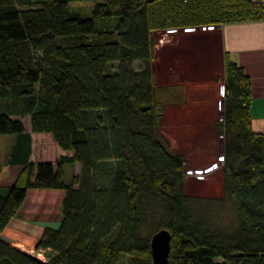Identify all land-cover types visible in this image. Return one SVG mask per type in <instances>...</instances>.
<instances>
[{
	"label": "trees",
	"instance_id": "1",
	"mask_svg": "<svg viewBox=\"0 0 264 264\" xmlns=\"http://www.w3.org/2000/svg\"><path fill=\"white\" fill-rule=\"evenodd\" d=\"M76 1L88 0H0V135H13L7 164L21 166L0 188V234L28 190L64 193L59 226L35 245L46 260L0 237V264H151L160 229L166 264H264V134L251 128L248 76L224 54L220 199L186 194L152 78L156 31L260 21L264 5L101 0L82 17ZM32 135L49 136L57 160H33ZM64 164L79 165L69 183ZM225 205L230 226L216 215Z\"/></svg>",
	"mask_w": 264,
	"mask_h": 264
},
{
	"label": "rangeland",
	"instance_id": "2",
	"mask_svg": "<svg viewBox=\"0 0 264 264\" xmlns=\"http://www.w3.org/2000/svg\"><path fill=\"white\" fill-rule=\"evenodd\" d=\"M98 1L101 0L70 2L68 7L82 17H91V9ZM249 1L264 5V0ZM94 21L97 26L98 21ZM203 27L207 26L195 27L197 28L195 30L194 27L190 28L192 29L188 31L190 33L183 30L185 28H181L177 33H167V30L156 31L153 34L155 54L152 61V78L161 103L157 108L161 114L158 131L170 150L184 159L186 194L220 199L222 161L218 160V157L222 156L223 139L214 124L221 120L223 108L219 86L220 84L222 86L223 80L218 76L222 64L217 60L212 43L214 39L208 38L203 32ZM133 69L140 72L142 68L135 63ZM212 85H216V88L209 87ZM21 120L28 130V117H22ZM12 138L13 135H0L1 165L8 161ZM32 142L33 160L55 161L61 153L47 135L33 136ZM209 166L213 167L212 171L204 175V178L197 179L196 175ZM8 169L10 177L16 174L14 171L19 170ZM188 171L191 174H188ZM73 174H76L73 166L64 164L63 181L69 183ZM44 207L42 202L38 211L29 213L28 218L36 221L45 213L44 218L50 222L49 225L54 222L56 214L61 218L60 210L56 211L55 207H50L46 212ZM216 215L222 224L229 226L233 224L232 210L227 205ZM214 221L217 222L216 219ZM60 222L61 220L55 228ZM30 254L46 260L45 253L41 250H31Z\"/></svg>",
	"mask_w": 264,
	"mask_h": 264
},
{
	"label": "crops",
	"instance_id": "3",
	"mask_svg": "<svg viewBox=\"0 0 264 264\" xmlns=\"http://www.w3.org/2000/svg\"><path fill=\"white\" fill-rule=\"evenodd\" d=\"M208 38H213V47L218 62L222 64V70L218 75L223 80L224 74V54L226 53L229 60L241 67L250 80V116L251 128L254 132L264 134V20L249 21L242 23L223 24L218 27H203ZM197 28H194L195 30ZM178 29L175 33H177ZM187 33L192 30L190 28L183 29ZM193 33V32H192ZM155 48V44H154ZM155 54V51H154ZM219 83H221L219 81ZM221 87V84L219 85ZM209 87H215L212 85ZM33 141V135L31 136ZM14 137L10 147L13 144ZM74 172H79V165L73 164ZM8 168L19 169L16 174L10 177ZM21 166L0 164V188L10 186ZM73 174V175H76ZM64 193L60 190H35L30 189L26 193V197L21 204L16 215L9 221L8 225L1 232L0 237L8 242L17 250L30 254L35 249V245L40 238L43 228L46 226L54 227L59 223L61 218L56 214L54 222H50L44 218V214L40 215V219L36 221L30 220L28 214L38 211L39 205L43 202L46 212L50 207H55L56 211L60 210V203ZM24 212V214H21ZM51 221V220H50Z\"/></svg>",
	"mask_w": 264,
	"mask_h": 264
},
{
	"label": "water",
	"instance_id": "4",
	"mask_svg": "<svg viewBox=\"0 0 264 264\" xmlns=\"http://www.w3.org/2000/svg\"><path fill=\"white\" fill-rule=\"evenodd\" d=\"M170 233L160 229L153 233L149 240V254L151 264H166L170 251Z\"/></svg>",
	"mask_w": 264,
	"mask_h": 264
},
{
	"label": "built area",
	"instance_id": "5",
	"mask_svg": "<svg viewBox=\"0 0 264 264\" xmlns=\"http://www.w3.org/2000/svg\"><path fill=\"white\" fill-rule=\"evenodd\" d=\"M251 1H257V0H251ZM176 31L175 30H167V33H175ZM221 90V95L223 96V86H221V88H220ZM209 172H211V171H205V170H203L202 171V173H200V174H198V175H196V178L197 179H202V178H204V175H206V174H208ZM188 174H191V172L190 171H188Z\"/></svg>",
	"mask_w": 264,
	"mask_h": 264
}]
</instances>
